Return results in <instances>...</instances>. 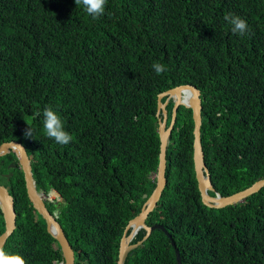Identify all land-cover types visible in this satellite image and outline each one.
<instances>
[{"label":"trees","instance_id":"1","mask_svg":"<svg viewBox=\"0 0 264 264\" xmlns=\"http://www.w3.org/2000/svg\"><path fill=\"white\" fill-rule=\"evenodd\" d=\"M229 13L250 35L232 33ZM155 62L166 71L157 75ZM186 84L203 92L202 145L216 191L230 195L264 179V0H107L96 20L75 0H0V146H24L38 190L66 200L59 223L75 264H119L125 231L157 184L158 95ZM45 106L61 116L68 145L46 136L36 115ZM193 132L182 106L167 186L146 221L171 237L155 230L126 264H178L172 242L182 264H264V188L223 209L205 205ZM0 184L16 213L5 250L27 264L62 263L12 153L0 159Z\"/></svg>","mask_w":264,"mask_h":264},{"label":"water","instance_id":"2","mask_svg":"<svg viewBox=\"0 0 264 264\" xmlns=\"http://www.w3.org/2000/svg\"><path fill=\"white\" fill-rule=\"evenodd\" d=\"M202 96V90L191 84L181 85L158 95L156 117L158 124L157 132L160 136L161 146L159 166L155 176L157 184L149 198L147 195H144V198H146L147 201L143 204L140 214L131 220L125 231L121 243L119 264H126L129 256L133 255L135 251L150 238L155 230H163L168 237H171L168 235L162 225L156 224L154 226H148L146 221L149 215L155 210L167 186V149L170 137L176 124V117L180 107L183 106L187 109H190L191 114H193L194 165L202 200L205 205L213 209H223L228 205L243 203L250 196L264 188V179H260L254 182V184L247 189L230 195L224 196L220 192L216 191L210 170L205 161V153L202 145ZM187 98H189L188 101ZM163 99H166V101L163 102ZM171 101L174 102L175 105L173 106L172 118L170 124L168 125L169 112L167 111L166 107ZM9 153L14 154L19 167L22 170V173H24L28 198L32 203L34 210L40 217H42L43 221L47 225L48 233L54 238L56 242L59 243L61 247L64 261L60 264H75L74 249L58 221L59 214L56 213L53 215L49 211L47 203L45 202L46 197L37 188V183L33 174L32 157L28 155L24 146L15 142L5 143L0 146V159ZM14 167L15 166L13 164L9 165V168ZM11 175L12 174L9 173L5 176L9 178ZM210 191H214L215 194H210ZM52 192L56 193L57 195L56 200L51 199L55 204H58L60 200L64 202L66 201L62 199L61 194L56 190H52ZM0 211L5 222V232L0 236V246L5 248L7 241L16 229V213L14 210L13 197L9 194V187H6L2 184H0ZM141 230H145L146 235L141 241L137 242L136 244L133 243ZM130 231L131 234H129ZM172 244L176 249L175 251L178 264H182L180 251L176 247L175 242H172Z\"/></svg>","mask_w":264,"mask_h":264},{"label":"clouds","instance_id":"3","mask_svg":"<svg viewBox=\"0 0 264 264\" xmlns=\"http://www.w3.org/2000/svg\"><path fill=\"white\" fill-rule=\"evenodd\" d=\"M75 4L82 5L85 12L93 20H96L105 14L107 0H75ZM224 19L232 26L231 31L233 34H238L241 37L250 35L249 26L241 17L229 13L225 15ZM152 68L157 75L166 71V67L159 62L153 63ZM41 113L43 130L46 136L59 145H68L73 137L69 132L65 131L61 116L51 106H45L43 111L38 112L36 115ZM25 134L33 137L32 130L29 127ZM0 264H27V261L23 256L7 252L4 247L0 246ZM53 264H59V262L55 261Z\"/></svg>","mask_w":264,"mask_h":264},{"label":"flooded vegetation","instance_id":"4","mask_svg":"<svg viewBox=\"0 0 264 264\" xmlns=\"http://www.w3.org/2000/svg\"><path fill=\"white\" fill-rule=\"evenodd\" d=\"M53 190V189H52ZM52 190H50L48 193H45V192H41V193H43L44 194V196L46 197V200H45V202L47 203V206H48V209L50 208V206L49 205H51V203H54V201L53 200H51V199H49L48 198V196H50V192H52ZM50 193V194H49ZM55 204V203H54ZM56 205V211L54 212V213H52L53 215L54 214H59V217H60V211H59V209H60V203H58V204H55ZM50 211V210H49ZM58 221H59V218H58Z\"/></svg>","mask_w":264,"mask_h":264},{"label":"rangeland","instance_id":"5","mask_svg":"<svg viewBox=\"0 0 264 264\" xmlns=\"http://www.w3.org/2000/svg\"><path fill=\"white\" fill-rule=\"evenodd\" d=\"M52 193H53V192H51V194H52ZM51 194H50V196H48V198H49V199L56 200V199H57V197H56V196H53V195H51Z\"/></svg>","mask_w":264,"mask_h":264},{"label":"bare ground","instance_id":"6","mask_svg":"<svg viewBox=\"0 0 264 264\" xmlns=\"http://www.w3.org/2000/svg\"><path fill=\"white\" fill-rule=\"evenodd\" d=\"M188 100H189V98H187V101H188ZM51 195H53V196H57L56 193H54V192H53Z\"/></svg>","mask_w":264,"mask_h":264}]
</instances>
